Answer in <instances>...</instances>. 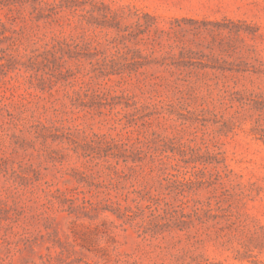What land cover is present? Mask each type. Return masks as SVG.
Segmentation results:
<instances>
[{
  "label": "rangeland",
  "instance_id": "374dc122",
  "mask_svg": "<svg viewBox=\"0 0 264 264\" xmlns=\"http://www.w3.org/2000/svg\"><path fill=\"white\" fill-rule=\"evenodd\" d=\"M0 264H264V0H0Z\"/></svg>",
  "mask_w": 264,
  "mask_h": 264
},
{
  "label": "trees",
  "instance_id": "16d2710c",
  "mask_svg": "<svg viewBox=\"0 0 264 264\" xmlns=\"http://www.w3.org/2000/svg\"><path fill=\"white\" fill-rule=\"evenodd\" d=\"M154 47H155V44L152 43L151 47H148V49H150L151 53L154 51ZM135 52H138L139 49H134ZM139 57H142L141 55H138ZM143 58H146V56H144ZM121 59H125V57L123 55L121 56H118L117 58H114V59H111L110 60V68H115V70H118V71H115V72H121L122 69H124V64L121 63ZM149 62H155L157 63L158 61H154V60H150ZM164 61H161V64L163 63ZM137 63V62H136ZM24 66V68H26V65H22ZM128 68V66H126ZM137 67H129V71L127 73L128 76H131L133 73H135L134 71H136ZM110 73H113V71H106L105 73H102L104 76L110 74ZM180 80H183V81H188V79L186 77H180L179 78ZM189 82V81H188ZM231 95L232 97L230 99H233V100H237V101H240L241 103H246L247 100H250L252 98H250V94L249 96L247 95H243L241 91H238V90H235L233 92H231ZM243 95V96H242Z\"/></svg>",
  "mask_w": 264,
  "mask_h": 264
}]
</instances>
